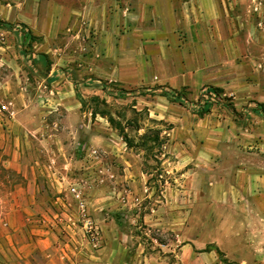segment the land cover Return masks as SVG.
Instances as JSON below:
<instances>
[{
	"label": "rangeland",
	"instance_id": "rangeland-1",
	"mask_svg": "<svg viewBox=\"0 0 264 264\" xmlns=\"http://www.w3.org/2000/svg\"><path fill=\"white\" fill-rule=\"evenodd\" d=\"M217 2L246 42L250 58L264 60V0ZM0 6L13 7L15 18L10 24L0 17V28L12 31L9 37L18 51L24 59L29 56L0 60V83H14L8 92L20 95L18 104H25L19 141H0V264H11L2 229L10 208L3 200L10 198L12 188L27 183L25 170L49 203L26 217L31 246L26 253L34 257L33 264L38 261L37 237L45 229L57 232L63 249L77 252L79 262L93 260L107 245L103 222L129 237L125 243L135 264H264V210L255 208L248 215L247 210L213 207L214 202L197 199L199 190L212 185L191 171L192 164L184 166L173 155L166 133L171 126L151 119L148 108L137 109L140 94L154 92L125 91L119 83L105 81V60H93L88 71L83 60H52L46 53L42 55L48 60H33L35 42L24 37L23 13L42 28L60 18L57 0H0ZM38 12L43 16L38 18ZM95 15L85 41L104 44L105 34L94 27L100 20ZM72 33L68 31L69 37ZM3 42L6 35L0 31ZM8 102L0 97V104ZM103 111L123 122L136 120L133 125L141 128L128 130L133 137L159 130L162 143L150 141L148 150L129 149Z\"/></svg>",
	"mask_w": 264,
	"mask_h": 264
},
{
	"label": "crops",
	"instance_id": "crops-1",
	"mask_svg": "<svg viewBox=\"0 0 264 264\" xmlns=\"http://www.w3.org/2000/svg\"><path fill=\"white\" fill-rule=\"evenodd\" d=\"M57 1L60 18L42 28L27 21L23 13L22 23L41 39L33 44V60L41 59L43 53L52 60H83L87 71L93 60H105V81L119 83L125 91L154 92L140 94V108H135H148L151 119L171 126L166 133L173 155L184 166L192 164L191 171L212 185L199 190L197 199L212 201L213 207L247 210L248 215L255 208L262 212L264 114L259 104L264 103V60L250 58L246 42L239 39L221 4L217 0ZM0 8L1 19L13 24V7ZM93 14L100 18L94 27L105 34L104 44L85 41L92 32ZM0 31L6 35V42L0 43V60H29L9 37L12 31ZM13 84L0 83V97L8 98L13 113H0V141L7 138L10 143L19 141L25 113V104H18L20 95L8 92ZM205 88L221 89L224 99L201 114ZM178 93H182L178 102L166 96ZM6 162L15 168L14 161ZM23 175L27 183L12 188L10 198L3 200L10 208L2 229L11 264L18 258L19 264H33L34 257L26 253L31 247L26 217L30 210H45L49 204L29 172ZM103 229L105 248L93 260L80 262L77 252L63 249L57 232L45 229L37 237V264H135V255L125 243L129 237L110 223L103 222Z\"/></svg>",
	"mask_w": 264,
	"mask_h": 264
},
{
	"label": "trees",
	"instance_id": "trees-1",
	"mask_svg": "<svg viewBox=\"0 0 264 264\" xmlns=\"http://www.w3.org/2000/svg\"><path fill=\"white\" fill-rule=\"evenodd\" d=\"M0 24H4V22L2 23V21H0ZM25 29H27V27H25V25H23V34L24 37L26 39H30L29 43L32 44L33 42H36L39 38L34 37V35L28 30L27 32L25 31ZM42 57L46 58L47 60L49 58H47L46 55H42ZM214 90L218 93V94H222V90L219 88H214ZM182 93H178L177 96H169L166 94L167 97H169V99H171L174 102H178L180 101V97ZM97 99V98H95ZM98 100V99H97ZM212 105L209 104L207 106H203L201 107V114L207 113L208 111H210V107ZM260 110L261 112L264 114V103L259 104ZM101 115L105 116L108 120V122L110 123V125L117 130V132L119 133V135L123 138L125 144L127 145V147L129 149H145L148 150V147L146 148L147 144L152 141L153 144L156 145H160L162 143L161 141V132L159 130H148L147 133L143 134L142 136H131V134L129 133V129L132 128L134 131H139L140 130V126L138 125H133L134 123L136 124V120L134 121H129V122H123L120 120H117L111 113L107 112V111H103L101 112Z\"/></svg>",
	"mask_w": 264,
	"mask_h": 264
},
{
	"label": "built area",
	"instance_id": "built-area-1",
	"mask_svg": "<svg viewBox=\"0 0 264 264\" xmlns=\"http://www.w3.org/2000/svg\"><path fill=\"white\" fill-rule=\"evenodd\" d=\"M223 96L221 94H218L214 89L212 88H205L202 92L201 99H200V107L207 106L209 104H213L218 100H223ZM9 106L7 104H0V113L1 114H9L13 116V113L9 111ZM74 193H77L76 189H72ZM77 197H79L77 195ZM82 205V204H81ZM83 208V205H82Z\"/></svg>",
	"mask_w": 264,
	"mask_h": 264
}]
</instances>
